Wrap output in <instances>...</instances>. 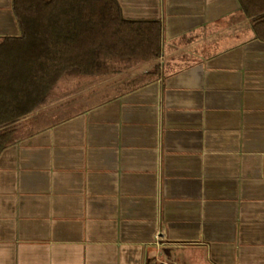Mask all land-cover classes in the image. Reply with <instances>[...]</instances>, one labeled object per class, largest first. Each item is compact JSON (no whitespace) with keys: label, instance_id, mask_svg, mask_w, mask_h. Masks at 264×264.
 I'll use <instances>...</instances> for the list:
<instances>
[{"label":"crops","instance_id":"crops-1","mask_svg":"<svg viewBox=\"0 0 264 264\" xmlns=\"http://www.w3.org/2000/svg\"><path fill=\"white\" fill-rule=\"evenodd\" d=\"M117 1L158 72L82 73L65 106L97 100L1 151L0 264H264V39L239 0Z\"/></svg>","mask_w":264,"mask_h":264},{"label":"trees","instance_id":"trees-1","mask_svg":"<svg viewBox=\"0 0 264 264\" xmlns=\"http://www.w3.org/2000/svg\"><path fill=\"white\" fill-rule=\"evenodd\" d=\"M239 1L264 39V0ZM13 12L19 34L0 36V153L63 71L116 75L161 57V21L127 19L117 0H13Z\"/></svg>","mask_w":264,"mask_h":264},{"label":"rangeland","instance_id":"rangeland-1","mask_svg":"<svg viewBox=\"0 0 264 264\" xmlns=\"http://www.w3.org/2000/svg\"><path fill=\"white\" fill-rule=\"evenodd\" d=\"M148 62L147 65L138 66L141 70L153 69L155 65ZM131 70V69H130ZM129 71V70H127ZM125 71V72H127ZM124 73V72H123ZM132 73L124 74L123 77H128ZM95 75L93 77H97ZM116 75H106L101 74V77L105 78L106 81L102 82L104 85L115 83L117 80ZM70 77V78H69ZM89 74H82L80 72L66 70L61 73L57 80L49 87L46 94L43 96L38 105L29 113L20 117L17 121V126L12 135V139L19 138L28 133L34 132L37 129L43 128L49 125L52 121L61 119L70 113L79 111L84 106L97 100L99 96L90 98L85 102L78 105H71L66 107L67 103L73 102L74 100L82 97L83 95L90 94L91 88L86 89V91L77 93V90H81L84 85L93 86ZM94 82V81H93ZM101 83L96 87H101ZM103 88V86H102ZM101 88V89H102ZM106 93H101V95L106 96ZM69 96V97H68Z\"/></svg>","mask_w":264,"mask_h":264}]
</instances>
